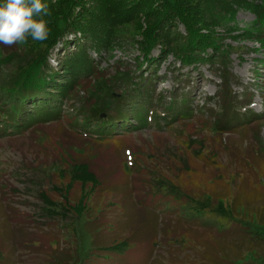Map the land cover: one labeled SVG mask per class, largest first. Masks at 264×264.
Segmentation results:
<instances>
[{"label":"rangeland","instance_id":"obj_1","mask_svg":"<svg viewBox=\"0 0 264 264\" xmlns=\"http://www.w3.org/2000/svg\"><path fill=\"white\" fill-rule=\"evenodd\" d=\"M254 1L261 4L262 0ZM254 22L253 14L242 9L229 22V31L219 29L224 43L234 48L229 58L234 107L239 117H251L245 123L248 133L241 137L239 129L231 139L241 154L239 162H233L213 128L220 89L216 76L222 74L221 67L184 68L172 55L162 57L156 70L146 73H155L153 98L164 97L149 110L156 125L148 122L100 138L94 132L84 133L80 125L71 127L74 114L63 104L60 120L38 122L20 134L0 137V264L61 263L70 258V251L74 254L69 264H264V249L258 253L252 245L237 244L226 229L214 239L210 229L189 218L195 209L171 194H159L152 181L153 174H159L186 194H193L191 186L229 190L241 205L232 213L240 215L241 229L251 239L264 236V222L257 217L264 207V47L240 36ZM254 28L260 29L259 24ZM63 50L60 43L50 57L52 66L56 67ZM137 54L131 46L101 56L91 53L99 69L110 75L116 67L137 69ZM82 97L80 93L76 102ZM183 98L191 118L170 120L166 105L170 99ZM72 162L90 165L101 182L91 201L103 205L99 225L95 222L86 228L85 217L75 223L77 214L67 206L66 217L63 209L55 217L43 209L49 207L38 196L41 192L58 199L55 188L66 189L70 184L71 199L82 195L80 184L63 175ZM95 227L98 243L108 246L119 241L123 249L110 252L106 260L92 258L89 231Z\"/></svg>","mask_w":264,"mask_h":264},{"label":"trees","instance_id":"obj_2","mask_svg":"<svg viewBox=\"0 0 264 264\" xmlns=\"http://www.w3.org/2000/svg\"><path fill=\"white\" fill-rule=\"evenodd\" d=\"M42 2L48 6L49 12L42 17L49 29L47 40L37 42L29 38L28 43L12 47L0 44V137L20 134L38 122L60 120L63 104H67L74 114L71 127L80 125L86 130L84 133L94 132L100 138H111L118 132L147 126L148 122L156 125L157 121H153L149 110L161 104L164 97L153 98L155 73H146L149 69L156 70L162 57L172 55L184 68L196 65L221 67L222 74L216 76L220 79V89L217 91L218 110L213 113V128L227 153L234 156H230L233 162H239L241 154L233 147L231 139L239 129L243 130L241 137L248 133L245 123L251 117L246 114L239 117L234 107L235 95L229 89L232 82L229 58L234 48L224 43V35L219 29L229 31L227 26L237 11L248 10L255 17V22L240 36L254 39L264 47V0L261 4L254 0ZM5 3L6 0H0V6ZM258 24L260 29H255ZM60 43L64 50L54 67L50 57ZM71 43L72 50L69 49ZM126 46L138 52L137 69L133 71L116 67L113 74H105L91 55L93 52L101 56L104 52L111 53L115 48ZM153 52H157V55L153 56ZM80 93L85 97L76 102ZM166 109L170 120L190 119L192 116L186 98L170 99ZM133 121L136 123L133 124ZM75 154L88 158L83 153ZM131 166L134 168V164ZM65 167L70 172L64 168L63 175L69 174L71 183L80 184L82 195L77 200L71 199L68 195L69 184L66 189L55 188L60 194L58 199L52 200L45 192L38 196L49 207L47 210L43 208L49 217L56 214L66 217L69 212L64 213L67 211L64 206H67L77 214L75 223L85 217L87 228L99 221L103 209L102 203L95 205L91 202L101 182L86 163L72 162ZM189 169L185 168L186 171ZM152 181L159 194H171L179 201L183 200L181 203L188 205L190 210L195 209L197 215L194 212L193 215L189 214V218L210 229L214 239H219L221 231L226 229L237 244L243 247L252 245L258 253L264 249V236L256 235L251 239L240 227V215L232 214L241 205L231 197L229 190L222 192L216 188L207 191L195 186L192 189L191 186L193 194H186L177 184L159 174L154 173ZM195 200L198 202L194 203ZM59 209H63L62 214ZM258 211L259 221L264 222V207ZM89 232L88 254L92 258L106 260L110 252L121 251L124 247V243L119 241L102 246L95 238L98 229L91 228ZM73 254L70 251L69 259L55 264H69Z\"/></svg>","mask_w":264,"mask_h":264},{"label":"clouds","instance_id":"obj_3","mask_svg":"<svg viewBox=\"0 0 264 264\" xmlns=\"http://www.w3.org/2000/svg\"><path fill=\"white\" fill-rule=\"evenodd\" d=\"M48 6L42 0H6L0 6V44L5 47L47 40ZM37 17H41L37 19Z\"/></svg>","mask_w":264,"mask_h":264}]
</instances>
